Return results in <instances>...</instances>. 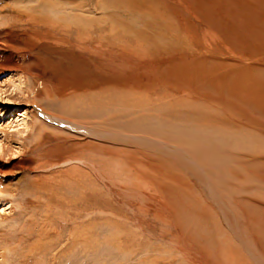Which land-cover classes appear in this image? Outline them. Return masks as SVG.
I'll use <instances>...</instances> for the list:
<instances>
[{
	"label": "rangeland",
	"instance_id": "1",
	"mask_svg": "<svg viewBox=\"0 0 264 264\" xmlns=\"http://www.w3.org/2000/svg\"><path fill=\"white\" fill-rule=\"evenodd\" d=\"M0 42V264H264V0H0Z\"/></svg>",
	"mask_w": 264,
	"mask_h": 264
},
{
	"label": "bare ground",
	"instance_id": "2",
	"mask_svg": "<svg viewBox=\"0 0 264 264\" xmlns=\"http://www.w3.org/2000/svg\"><path fill=\"white\" fill-rule=\"evenodd\" d=\"M48 6V5H47ZM27 18H28V15H27ZM32 19L33 20V18L30 16L29 17V19ZM43 24V23H42ZM3 47H5V45L4 44H2L1 42H0V53H1V58H2V60H4V64H3V66H1L0 67V77L1 76H3V75H5V73H13L14 71H16V70H18L19 69V67H20V65H18L17 63H16V59H17V57H16V54L15 53H12V52H6L5 51V49H3ZM14 52V51H13ZM2 60H1V62H2ZM18 60V59H17ZM20 64V63H19ZM247 69V68H246ZM249 71V70H248ZM11 78H13L12 76H10V79ZM244 81V80H243ZM242 81V82H243ZM11 83V80H8L7 82H5L4 84H5V86H4V88L7 86H9V84ZM242 85L240 86V87H238V89L239 90H242ZM1 91H3V87L2 86H0V92ZM1 95H4V93L2 92L1 93ZM6 99H7V97H6ZM9 100V99H8ZM12 101V100H11ZM11 104V103H10ZM23 115H20V118L22 117ZM47 117L48 118H50V119H54V120H56L57 122H60V120L57 118V117H52L51 115H47ZM63 122H65V121H63ZM70 123V122H69ZM3 171H4V168L3 167H0V172L1 173H3ZM4 189V188H3ZM8 207V206H7ZM224 212H225V210H224ZM10 217V216H9ZM1 219H3V218H1ZM7 221V220H6ZM2 226V225H1Z\"/></svg>",
	"mask_w": 264,
	"mask_h": 264
}]
</instances>
